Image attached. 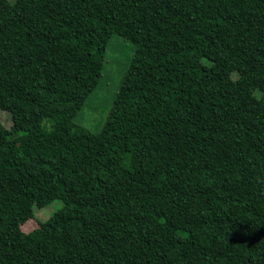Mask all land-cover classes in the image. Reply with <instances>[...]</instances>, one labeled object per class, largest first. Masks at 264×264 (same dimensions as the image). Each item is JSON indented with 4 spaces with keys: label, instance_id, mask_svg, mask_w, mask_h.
<instances>
[{
    "label": "trees",
    "instance_id": "obj_1",
    "mask_svg": "<svg viewBox=\"0 0 264 264\" xmlns=\"http://www.w3.org/2000/svg\"><path fill=\"white\" fill-rule=\"evenodd\" d=\"M0 111V264H264V0H0Z\"/></svg>",
    "mask_w": 264,
    "mask_h": 264
},
{
    "label": "rangeland",
    "instance_id": "obj_2",
    "mask_svg": "<svg viewBox=\"0 0 264 264\" xmlns=\"http://www.w3.org/2000/svg\"><path fill=\"white\" fill-rule=\"evenodd\" d=\"M16 0H9L14 3ZM135 46L132 42L119 35H113L107 45L106 62L102 77L97 88L89 95L76 121L94 133L101 131L128 72L134 57ZM0 121L11 126L10 114L0 111ZM63 207L59 200L54 201L43 209L36 211L34 219L25 222L21 229L28 233L38 227V223L48 220Z\"/></svg>",
    "mask_w": 264,
    "mask_h": 264
}]
</instances>
